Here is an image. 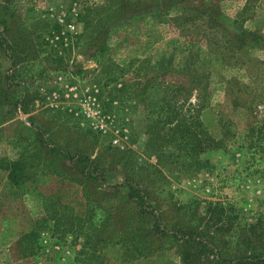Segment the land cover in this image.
<instances>
[{
    "label": "rangeland",
    "instance_id": "1",
    "mask_svg": "<svg viewBox=\"0 0 264 264\" xmlns=\"http://www.w3.org/2000/svg\"><path fill=\"white\" fill-rule=\"evenodd\" d=\"M246 4L0 0V264L264 259V0Z\"/></svg>",
    "mask_w": 264,
    "mask_h": 264
},
{
    "label": "trees",
    "instance_id": "2",
    "mask_svg": "<svg viewBox=\"0 0 264 264\" xmlns=\"http://www.w3.org/2000/svg\"><path fill=\"white\" fill-rule=\"evenodd\" d=\"M251 2H252V0H247V4H246V6H245V8L243 9V13H245L246 12V9L251 5ZM105 42L106 41H100L99 43H98V46H104V44H105ZM23 100H25V99H23ZM27 106H28V104H27ZM16 107L14 108V112H15V114H16ZM25 111H27V109H25ZM207 114H209V113H207ZM201 121H199L200 122V126H202V127H204V128H208L209 127V125H210V122H208V121H206V120H204L203 118H202V115H201ZM202 122V123H201ZM15 166H17V167H20V168H22V162H21V160L20 161H18L17 163H15ZM9 178H10V180L11 181H13L12 179H14V181H16V180H18L17 179V176H15V173H12V172H10L9 173ZM130 197L132 198H136V197H134V195H130ZM140 201V200H139ZM109 246L108 245H104L103 246V251L106 249V248H108ZM255 257H257L258 259H259V261H260V263H263L264 261V259L262 258V257H259V256H255L253 253L251 254V255H246L245 256V258H240V257H238V258H236V262L237 263H239V264H251V262H249V260H251V261H255ZM258 263V262H257Z\"/></svg>",
    "mask_w": 264,
    "mask_h": 264
},
{
    "label": "crops",
    "instance_id": "3",
    "mask_svg": "<svg viewBox=\"0 0 264 264\" xmlns=\"http://www.w3.org/2000/svg\"><path fill=\"white\" fill-rule=\"evenodd\" d=\"M42 103H44V102H42ZM46 106H47V104L46 103H44ZM19 117H21V119H23V120H25V116H23V115H21V116H19ZM13 121L14 120H10V121H7L6 123H4V124H8V123H13ZM4 124H0V128H1V126H5ZM1 132V131H0ZM14 138V137H13ZM12 139V138H11ZM3 142H5V140L4 139H2V137L0 136V147H1V143H3ZM1 150V149H0ZM0 156H1V154H0ZM16 156H18V155H16ZM1 158V157H0ZM0 172H2V169L0 168ZM45 192V191H44ZM33 193V191L32 190H27V192L25 193V194H27V196L28 195H30V194H32ZM46 195H48L46 192L44 193V195H42L41 193L39 194V195H36L35 194V192L33 193V195H31V196H29V197H35V199H32V198H29L28 197V200H30L31 202H33L34 201V204H35V206H43L44 207V205L47 203V197H46ZM37 200V201H36ZM37 202V203H36ZM41 234H45V233H41ZM21 236L22 235H19V236H17V237H15V239H14V241H13V244H16L17 243V240L19 241L20 239H21Z\"/></svg>",
    "mask_w": 264,
    "mask_h": 264
},
{
    "label": "built area",
    "instance_id": "4",
    "mask_svg": "<svg viewBox=\"0 0 264 264\" xmlns=\"http://www.w3.org/2000/svg\"><path fill=\"white\" fill-rule=\"evenodd\" d=\"M69 28H70L71 30H74V29L76 28V24H74V23L70 24V25H69ZM62 78H63L62 76L59 77L60 80H62ZM88 115H90V114H88ZM89 117H91V115H90ZM101 122H102V126H104L103 121H101ZM115 143H119V140L116 139V140H115ZM119 145H121V144L119 143ZM121 147L124 148L123 145H121Z\"/></svg>",
    "mask_w": 264,
    "mask_h": 264
}]
</instances>
